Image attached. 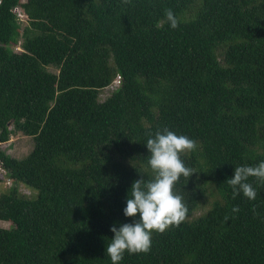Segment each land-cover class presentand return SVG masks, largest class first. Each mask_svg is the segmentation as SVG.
I'll use <instances>...</instances> for the list:
<instances>
[{
	"label": "trees",
	"instance_id": "1",
	"mask_svg": "<svg viewBox=\"0 0 264 264\" xmlns=\"http://www.w3.org/2000/svg\"><path fill=\"white\" fill-rule=\"evenodd\" d=\"M164 128L197 143L175 186L188 213L121 264H264V182L249 177L252 200L227 182L264 160V0H0V146L34 141L23 159L0 149V264H112L110 226L130 222Z\"/></svg>",
	"mask_w": 264,
	"mask_h": 264
},
{
	"label": "clouds",
	"instance_id": "2",
	"mask_svg": "<svg viewBox=\"0 0 264 264\" xmlns=\"http://www.w3.org/2000/svg\"><path fill=\"white\" fill-rule=\"evenodd\" d=\"M166 21L173 29L178 26L171 10L166 12ZM144 145L150 154L147 164L154 178L146 181L141 177L131 184L123 208V215L131 218L130 222L113 223L110 226L113 236L105 252L112 264H121L125 252H149L153 233H163L173 226H179L188 213L184 198L176 193L175 186L182 178H189L195 173L181 159V155L194 150L196 141L164 128L149 135ZM249 177L264 182V160L255 166L234 167L232 178L227 180L233 187L234 198L241 193L249 200L256 198V189L248 182ZM237 210L233 208L234 212Z\"/></svg>",
	"mask_w": 264,
	"mask_h": 264
},
{
	"label": "rangeland",
	"instance_id": "3",
	"mask_svg": "<svg viewBox=\"0 0 264 264\" xmlns=\"http://www.w3.org/2000/svg\"><path fill=\"white\" fill-rule=\"evenodd\" d=\"M22 27L26 26L25 21H21ZM16 52L21 51L19 46L14 50ZM52 72H55L54 69H50ZM110 87L107 90H103L99 94V100L102 102L104 99L108 97ZM34 146V141L32 138L24 136L22 133L14 132L10 137V140L2 144L0 149L4 151L7 155L15 158V159H23L25 158L32 150ZM0 174L4 175L3 170L0 168ZM12 186V181L5 178L3 181H0V194L6 191L8 188ZM19 191L26 195L30 196V191L25 189L22 186H19ZM214 198L210 193L205 197V199L200 204V207L193 212L192 218H198L201 215L205 214L212 206ZM11 225L7 222L0 221V228L8 229Z\"/></svg>",
	"mask_w": 264,
	"mask_h": 264
},
{
	"label": "built area",
	"instance_id": "4",
	"mask_svg": "<svg viewBox=\"0 0 264 264\" xmlns=\"http://www.w3.org/2000/svg\"><path fill=\"white\" fill-rule=\"evenodd\" d=\"M16 15H17V18H18V20L20 21V23H21V21H25L26 22V20H25V15L23 14V12L21 11V9H16ZM118 84H119V80L117 79L114 83H113V85L112 86H110V90H113L116 86H118Z\"/></svg>",
	"mask_w": 264,
	"mask_h": 264
}]
</instances>
